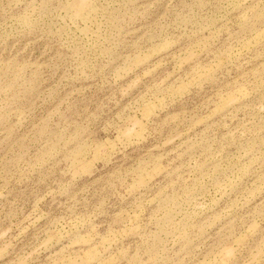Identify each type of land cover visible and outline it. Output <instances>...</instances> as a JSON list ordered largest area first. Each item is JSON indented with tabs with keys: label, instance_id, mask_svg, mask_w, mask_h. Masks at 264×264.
I'll list each match as a JSON object with an SVG mask.
<instances>
[{
	"label": "rangeland",
	"instance_id": "1",
	"mask_svg": "<svg viewBox=\"0 0 264 264\" xmlns=\"http://www.w3.org/2000/svg\"><path fill=\"white\" fill-rule=\"evenodd\" d=\"M0 264H264V0H0Z\"/></svg>",
	"mask_w": 264,
	"mask_h": 264
}]
</instances>
